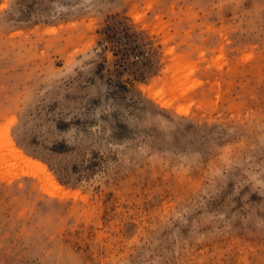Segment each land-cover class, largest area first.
<instances>
[{"label": "rangeland", "instance_id": "374dc122", "mask_svg": "<svg viewBox=\"0 0 264 264\" xmlns=\"http://www.w3.org/2000/svg\"><path fill=\"white\" fill-rule=\"evenodd\" d=\"M0 264H264V0H0Z\"/></svg>", "mask_w": 264, "mask_h": 264}, {"label": "bare ground", "instance_id": "6f19581e", "mask_svg": "<svg viewBox=\"0 0 264 264\" xmlns=\"http://www.w3.org/2000/svg\"><path fill=\"white\" fill-rule=\"evenodd\" d=\"M8 148L10 155L13 156L16 160L21 161L25 165L38 169L43 174L46 180L53 186V191L51 192L52 195H55L59 191H62V188L56 183L53 175L49 172L48 168L44 164L25 156L23 152L15 147L14 143L11 141L8 142Z\"/></svg>", "mask_w": 264, "mask_h": 264}, {"label": "trees", "instance_id": "16d2710c", "mask_svg": "<svg viewBox=\"0 0 264 264\" xmlns=\"http://www.w3.org/2000/svg\"><path fill=\"white\" fill-rule=\"evenodd\" d=\"M63 183H65V182H63Z\"/></svg>", "mask_w": 264, "mask_h": 264}]
</instances>
